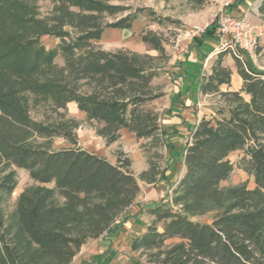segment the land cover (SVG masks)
<instances>
[{"label":"trees","instance_id":"16d2710c","mask_svg":"<svg viewBox=\"0 0 264 264\" xmlns=\"http://www.w3.org/2000/svg\"><path fill=\"white\" fill-rule=\"evenodd\" d=\"M53 1L55 13L43 18L24 0H0V264H71L87 240L118 232L139 192L121 151L113 164L78 146V122L67 117L68 103L97 123L106 144L117 141L120 130L165 144L160 114L148 105L163 94L152 85L154 56L96 45L104 28L130 29L140 9L107 23L103 14L127 7L111 0ZM257 11L264 19V0ZM205 28L193 40L218 38L213 24ZM43 36L60 41L46 48ZM162 40L152 30L141 33L143 43L167 58ZM59 53L63 65L55 63ZM226 53L216 54L200 85L202 95H216L220 104L194 125L183 146V174L166 197L145 209L152 220L132 239L130 250L147 264H264V71L234 57L241 85L232 90ZM223 84L228 88L221 90ZM43 101L56 121L31 118L30 104ZM59 136L71 147L52 150L32 139ZM236 152L241 155L231 162ZM149 165L140 180H165L166 166ZM235 166L253 187L221 186ZM15 167L27 170L35 184L18 195L14 218L6 223L1 203L16 187ZM211 210L209 223L192 220Z\"/></svg>","mask_w":264,"mask_h":264},{"label":"rangeland","instance_id":"374dc122","mask_svg":"<svg viewBox=\"0 0 264 264\" xmlns=\"http://www.w3.org/2000/svg\"><path fill=\"white\" fill-rule=\"evenodd\" d=\"M225 1L204 0L203 3L199 4L191 0H111L109 1L111 4H120L127 7V10L115 13V15L103 14L102 16L104 22L111 23L130 12L140 9L136 13L137 17L133 20L128 33L114 31V28H104L101 38L96 41V45L110 51L123 48L128 51L132 50L141 54L149 53L154 56L156 76L152 80V85L158 93L163 94L161 97L150 101L148 105L160 114L163 134L167 133V129H170L165 121L171 113L170 97L168 95L172 92L175 85L174 81H176L178 76L177 55L183 49H187V42L194 37L192 34L195 26L205 27V25L209 24L214 25V12ZM24 2L33 7L37 11L38 16L43 18L53 15L58 5L53 0H24ZM257 3L258 0L252 3L251 7L254 10ZM250 12H252L251 9ZM252 14H254L253 16L256 18L257 23H261L264 20L261 15ZM145 30H152L159 36L161 35L165 53L168 55L167 58L164 56L159 57L156 50H153L150 45L141 41V33ZM260 39H258L257 48L262 49L256 51V48L251 55H246L245 61H248L252 67L264 71V46H262L264 44V37ZM41 41L46 48H54L60 39L43 36ZM55 63L59 65L64 64L60 53L56 56ZM205 77L206 75L203 76V79ZM221 88L225 90L227 87L222 85ZM28 97L31 102L32 95L28 93ZM201 101L203 103L202 107L200 106L203 109L202 111L205 108L206 111L215 112L217 106L220 104L216 95H207ZM66 114L67 117L75 119L78 122V126L75 129L78 146L88 152L91 151L98 155H103L102 157H106L113 164L116 162L117 153L121 151L124 154L121 155L122 158L127 156L130 159L131 171L138 180L139 185L136 199L125 210L118 232L109 239L95 238L87 240L74 256L71 264H130L133 262L147 264L144 261V257L130 250V245L132 239L137 234L140 235L141 231L146 229L152 220L145 209L166 197L176 184L177 178L182 174L181 152L174 150L173 145L169 146L159 143V141H156L152 137L137 138L126 130H120V137L113 144H106L105 140L96 134L95 128L97 123L87 121L85 114L74 103L71 102L66 105ZM30 116L33 120L40 123L46 121L54 122L58 119L56 113L50 108V104L45 101L38 105L31 103ZM32 139L39 143H45L52 150L71 147L70 142L60 136L51 137L50 139L39 137H33ZM170 149L171 151H169ZM172 151L174 152V156L171 154ZM240 155L241 152L233 153L229 156V159L231 162H235ZM150 162L159 170H162L166 166L165 180L158 179L157 182L149 184L139 179V174L149 168ZM14 169H16L17 174L16 187L12 193L3 198L1 203L6 223H10L14 218L18 195L35 184L27 170L16 167ZM241 183H246L249 188L253 187L252 178L248 177L242 169L235 166L228 175V178L221 183V186H237ZM46 185L53 186V183ZM214 213L215 211L211 210V212L192 217V220L209 223ZM128 221L132 226L126 225Z\"/></svg>","mask_w":264,"mask_h":264},{"label":"crops","instance_id":"0c3cea01","mask_svg":"<svg viewBox=\"0 0 264 264\" xmlns=\"http://www.w3.org/2000/svg\"><path fill=\"white\" fill-rule=\"evenodd\" d=\"M254 1L256 0L251 1V6ZM259 3L260 0H258L255 10L251 6L250 8L252 13H256L260 16V13L257 11ZM238 9L239 6H234L233 12L238 13ZM252 13L250 18L251 24L256 28L257 31L261 33L260 38L262 39L264 37V20H262L261 23H257V20L254 18V14ZM113 30L128 33V29L115 28ZM216 33L218 34L217 29ZM196 36L200 37V35ZM219 38V34L218 38L205 36L201 38V42H198L193 40L192 37L187 42V49H183V51L177 55L176 64L178 76L176 81H174L175 85L173 86L172 92L168 95L170 97L169 100L171 104V113L165 121L166 125L169 126L170 129H167V133L164 134V137L165 145H173L174 150L181 152L182 174L185 170V165L183 164V146L188 141L194 125L201 119V117L212 113L210 110L206 111L205 108L204 111H202L203 109L201 107L203 103L201 100L202 98L207 97V95H202L200 92V85L203 81V76H207V74L210 72L211 64L216 56L215 49L219 45ZM262 46H264V44ZM223 58L224 65L230 69V72H232L231 86L229 87L232 90H237L241 85V77L236 71L234 57H232L231 54L227 52L223 55ZM221 87L222 86L219 88ZM169 151H171V149ZM171 154L174 156L173 151ZM99 155L103 156L101 154ZM129 221L126 225L132 226ZM144 231L145 229L142 230L141 233Z\"/></svg>","mask_w":264,"mask_h":264},{"label":"built area","instance_id":"2783aa9c","mask_svg":"<svg viewBox=\"0 0 264 264\" xmlns=\"http://www.w3.org/2000/svg\"><path fill=\"white\" fill-rule=\"evenodd\" d=\"M252 0H226L214 12V26L219 34V45L215 52L227 51L232 57H237L245 64L246 55L257 48L261 33L251 24L250 6ZM234 6H239L238 13L233 12ZM207 25H205L206 27ZM205 27H194L193 36L205 32Z\"/></svg>","mask_w":264,"mask_h":264}]
</instances>
